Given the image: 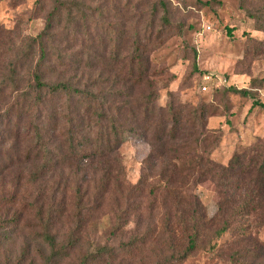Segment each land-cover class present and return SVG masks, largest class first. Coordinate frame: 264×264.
Masks as SVG:
<instances>
[{
    "label": "trees",
    "instance_id": "1",
    "mask_svg": "<svg viewBox=\"0 0 264 264\" xmlns=\"http://www.w3.org/2000/svg\"><path fill=\"white\" fill-rule=\"evenodd\" d=\"M93 1L52 0L45 9L43 0H35L32 12L43 14L44 24L32 36H19L15 28L0 24V180L8 177L13 189L0 197V211L5 209L0 243L19 229L24 213L33 211L42 229L34 238L49 248L42 259L49 264L79 245L77 229L99 212L107 197L116 202V230L132 217L139 226L141 201L150 197L146 208L154 212L161 207L162 218L159 226L150 223L139 243H146L148 233L158 227L173 239L179 232L186 244L175 257L178 261L201 244L209 227L216 226L210 240L232 227L230 242L246 244L243 252L228 253L229 264H256L264 256V244L249 229L250 220L264 225V138L234 152L226 164L213 158L222 129L210 128L208 118L217 110L204 101H182L168 88L175 75L152 68L151 52L172 30L166 3L156 0L146 8L141 0H121L127 17L116 24ZM247 12L256 19V29L264 31V9ZM193 54L189 76L198 72L194 49ZM163 75L168 76L163 85L167 100L160 104L156 77ZM224 90L251 95L234 86ZM128 132H138L149 144L134 184L127 182L118 153ZM73 182L78 226L57 246L50 227L56 197ZM204 182H211L216 193L217 211L211 218L196 193ZM30 184L37 186L35 202L48 201L22 203L10 215L21 187ZM88 197L91 204L85 202ZM124 246L136 248L137 237ZM209 246L211 251L218 248L216 242ZM114 257L103 245L77 264H107Z\"/></svg>",
    "mask_w": 264,
    "mask_h": 264
},
{
    "label": "rangeland",
    "instance_id": "2",
    "mask_svg": "<svg viewBox=\"0 0 264 264\" xmlns=\"http://www.w3.org/2000/svg\"><path fill=\"white\" fill-rule=\"evenodd\" d=\"M51 1L43 0L45 9L49 8ZM154 1L156 0H141L140 3L149 8ZM163 1L169 11L172 30L166 33L164 44L151 52L152 68L155 71L168 70L175 75L168 83V88L182 101H204L217 110L215 115L208 118L210 128L222 129V138L212 156L226 164L234 152L264 138V108L259 105H264V31L256 29V19L247 12V9L253 13L264 9V0H244V3L241 0ZM34 2L35 0H0V24L8 29L15 28L19 36L36 35L43 28L44 16L33 14ZM91 4L108 11L107 21L119 24L126 20L121 0H94ZM112 8H116L118 14H114ZM193 49L196 52L198 72L189 76L194 58ZM167 78L166 75L156 77V84L160 88V104L167 100L166 89L163 88ZM204 85L205 90L202 88ZM231 86L247 89L251 95L244 96L224 90ZM148 151V142L138 132L125 134L118 153L127 182H137L141 164ZM75 187L74 182L68 184L65 191L56 197V211L50 227L56 235L57 246L65 244L69 234L78 226L73 216L72 191ZM90 189L93 190L92 185ZM12 190L8 177L4 181L0 180V197L13 193ZM36 192V184L22 186L17 196L18 202L8 210L9 214L21 210L22 203L38 204L48 201L35 202ZM196 193L207 216L213 217L217 211L214 185L204 182L197 186ZM92 201L93 198L88 197L85 202L91 204ZM150 201V197L141 201L143 209L139 226H135L137 219L132 217L123 229L116 230V217L112 212L116 202L112 196L107 197L99 212L87 218L77 229L75 235L79 239V245L74 249H67L65 256L49 264H77L84 254L93 253L103 245L111 248L115 254L107 264H229L228 253L243 252L245 240L230 242L234 232L232 227L213 240H210V234L216 226L209 227L201 244L186 258L178 261L175 257L184 252L186 244L179 232L173 239L158 227L148 233L146 243H139L138 239L150 227V223L159 226L162 218L161 207L154 212H149L146 208ZM119 203L124 206L122 201ZM0 214L4 216L5 209ZM250 221L251 236L264 244V225L258 227L257 222ZM41 232V225L34 212L24 213L19 229L8 240L0 243V264H43L42 259L49 256L50 250L41 240L34 238ZM133 236L137 237V247L128 250L124 244ZM213 242H216L218 248L211 251L209 245ZM256 264H264V256Z\"/></svg>",
    "mask_w": 264,
    "mask_h": 264
},
{
    "label": "built area",
    "instance_id": "3",
    "mask_svg": "<svg viewBox=\"0 0 264 264\" xmlns=\"http://www.w3.org/2000/svg\"><path fill=\"white\" fill-rule=\"evenodd\" d=\"M202 88H203V90H205L206 89V86L204 85Z\"/></svg>",
    "mask_w": 264,
    "mask_h": 264
}]
</instances>
